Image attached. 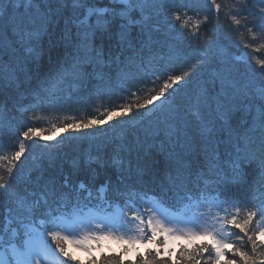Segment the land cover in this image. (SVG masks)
<instances>
[{
    "label": "snow or ice",
    "instance_id": "1",
    "mask_svg": "<svg viewBox=\"0 0 264 264\" xmlns=\"http://www.w3.org/2000/svg\"><path fill=\"white\" fill-rule=\"evenodd\" d=\"M98 3L0 0V88L16 94L11 110L0 106V143L15 149L0 156V264H84L70 244L91 252L112 237L127 246L89 264H264V59L254 65L229 50L264 49V0ZM113 96L124 102L52 125L40 144L38 112ZM140 110L150 122L134 139L121 130L68 167L47 143L62 131L123 125ZM33 146L38 163L26 171L19 162ZM149 184L183 213L148 197ZM174 239L183 241L175 260ZM138 243L146 251L126 262Z\"/></svg>",
    "mask_w": 264,
    "mask_h": 264
},
{
    "label": "trees",
    "instance_id": "2",
    "mask_svg": "<svg viewBox=\"0 0 264 264\" xmlns=\"http://www.w3.org/2000/svg\"><path fill=\"white\" fill-rule=\"evenodd\" d=\"M107 3V0H99L98 6L103 7ZM204 13H202L203 15ZM224 23H230V21H224ZM179 27V25H177ZM202 31H206V29H201ZM164 35H168L167 33H164L160 37V43L158 46L159 54L160 56H165L167 53V47L165 46L164 41ZM174 35V34H172ZM247 38V34H245ZM171 43V41H169ZM230 54L235 59V57L239 56H247L251 63L255 65L256 60L258 59H264V49H262L259 52H256L254 54L251 53L250 49H244L242 45L239 47L236 46H230ZM55 55V54H53ZM42 64L48 65L49 64V57L47 55H44L42 57ZM237 64L243 65V60H237ZM172 74H179V72H173ZM159 75V73H158ZM199 75L194 76L192 83L187 86L186 89H181L179 93H177V98L180 96H183L185 91H191L196 87V81L199 79ZM164 79V77H161V81H157V87L161 86V82ZM24 87H27V85H24ZM60 87V85H54L53 89L56 90ZM64 87H67L66 85ZM148 91H151V86H149ZM16 99V94L14 90L10 89H3L0 88V106H6L7 109L11 110L14 100ZM124 100L117 99L116 96H113L111 99L105 97L103 100H98L93 98V100L88 103L87 105H81V104H69L65 105L63 107H58L54 110H45L42 112H38L37 115H42L45 118L35 124V127L40 129L43 133V135L39 138L40 144L46 143L43 140V136H52V132L46 131V129H49L50 124H55L57 129H60L64 126L65 123H70L71 118L75 117L76 120L81 119H87L89 116H91L93 113H95L97 116L100 112L104 111V108H98V105L101 104L102 106H114L116 104L123 103ZM141 114L133 113L131 114L133 119L129 120L128 117L123 118V125L117 124L115 120L110 121L108 124L100 126L98 129H87L83 130V134L80 133H74L72 130H69L67 132H59L58 135H56L55 139L52 141H47V143H50L54 148L59 147L61 149V155L64 156L65 159V167H68L71 164V161L73 159H79L81 157L87 156V154L90 151H94L95 147L101 143L105 138H110L115 135H118L121 130L126 131L130 134V139H134L138 129H142L144 126H146L150 121V113H146L143 110H140ZM53 122V123H52ZM111 125V126H110ZM52 127V125H51ZM59 142V145L57 144ZM11 150H15L14 148H10L7 145V142L0 143V156L9 154ZM40 149L38 146H33L31 149V154L25 153V156H27V159H25V156L21 157V163L22 167L27 170H32L33 166L38 163V161L33 160V157H37L39 155ZM3 169V163H0V171ZM80 180L85 182L86 188L82 189L81 191L84 193L85 196H87V187L89 186V178L88 174L83 173L80 177ZM101 180L96 182L95 190L93 191V197H98L101 195L99 192V187ZM148 188H154V191H149L148 195L155 196L161 200V197L158 195L159 189L155 187V185H147ZM105 197L109 196V193H103ZM166 205L175 207L178 203L174 199L171 198V195L167 198V202L162 200ZM95 203V200H94ZM229 247H231V244H229ZM179 248L176 251L174 260L176 259L177 252L179 251ZM146 251V250H145ZM144 251V252H145ZM105 254L111 253V252H103ZM120 253V252H115ZM73 256H75L73 254ZM101 254L96 255H87L84 257H77L79 261H83L84 264H89V261L95 257L99 258ZM231 258V257H229ZM125 261L129 260H138V254L134 257H124ZM70 264H74V262H70ZM203 264V262H202Z\"/></svg>",
    "mask_w": 264,
    "mask_h": 264
},
{
    "label": "rangeland",
    "instance_id": "3",
    "mask_svg": "<svg viewBox=\"0 0 264 264\" xmlns=\"http://www.w3.org/2000/svg\"><path fill=\"white\" fill-rule=\"evenodd\" d=\"M149 197V196H148ZM147 199V197H146ZM156 201H158L162 207L164 208H167L166 206H164L161 201L155 199ZM143 207H152V204L151 203H146V204H143L142 205ZM169 209L171 212H174V213H177V214H182L183 211H184V206L183 204H181L179 206V209H171V208H167ZM116 208L114 209H108L109 212H113L115 211ZM92 211L93 212H96L97 209L96 208H92ZM125 211H127V209H125ZM193 211H196V209H193ZM200 211H204V209H200ZM101 215H103V213H101ZM95 224H100L101 223V220L97 219L96 221H94ZM179 227L181 228H189L191 227L190 225H184V224H181L179 225ZM183 241L180 240V239H174L172 240L171 242V245H170V248L173 250L172 251V257H174V253H175V250L176 248L178 247L179 244H182ZM102 244H103V249H101L100 247H93L91 252H89L87 249H84V248H80L76 245H69V250L74 253V255L78 256V257H84L86 255H89V254H99L101 253L102 251H123V249L127 246L126 244H124L123 242H120L118 241L117 239H115V237H112V238H109L108 240L106 241H102ZM146 250V246L145 244L143 243H138L136 246H135V250H132V251H129L125 254L126 257H134L135 255L138 254V252H143Z\"/></svg>",
    "mask_w": 264,
    "mask_h": 264
}]
</instances>
